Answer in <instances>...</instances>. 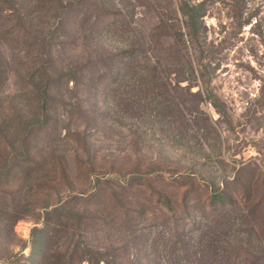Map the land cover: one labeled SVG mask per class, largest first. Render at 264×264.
<instances>
[{"label": "rangeland", "instance_id": "obj_1", "mask_svg": "<svg viewBox=\"0 0 264 264\" xmlns=\"http://www.w3.org/2000/svg\"><path fill=\"white\" fill-rule=\"evenodd\" d=\"M200 1L0 0V264H264V0Z\"/></svg>", "mask_w": 264, "mask_h": 264}, {"label": "trees", "instance_id": "obj_2", "mask_svg": "<svg viewBox=\"0 0 264 264\" xmlns=\"http://www.w3.org/2000/svg\"><path fill=\"white\" fill-rule=\"evenodd\" d=\"M233 2L234 8H238L239 4L243 3V0H233ZM205 4L206 0H202L193 4L184 2L179 6V11L185 19L188 42L193 48L200 46L201 40L206 41L207 28L203 22V18L207 13Z\"/></svg>", "mask_w": 264, "mask_h": 264}]
</instances>
